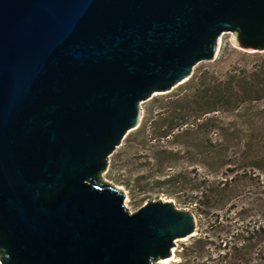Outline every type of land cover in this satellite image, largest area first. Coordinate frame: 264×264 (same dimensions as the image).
<instances>
[{"label": "water", "instance_id": "95a60500", "mask_svg": "<svg viewBox=\"0 0 264 264\" xmlns=\"http://www.w3.org/2000/svg\"><path fill=\"white\" fill-rule=\"evenodd\" d=\"M264 51V0H0V264H157L196 216L102 179L141 103Z\"/></svg>", "mask_w": 264, "mask_h": 264}, {"label": "rangeland", "instance_id": "374dc122", "mask_svg": "<svg viewBox=\"0 0 264 264\" xmlns=\"http://www.w3.org/2000/svg\"><path fill=\"white\" fill-rule=\"evenodd\" d=\"M262 60H264V51H246L234 47L229 40V33L224 32L220 35L215 58L211 61H200L194 66L192 73L197 72V75H204L207 79H222L228 74L251 70ZM187 80L176 85L170 91L154 94L141 103L139 125L126 134L121 144L110 155L109 164L102 173V179L123 190L124 204L129 211L137 210L146 201L157 199H170L177 207L193 209L192 205L184 204L183 201L190 199L195 194L197 185L204 186L209 183L213 187V193L202 206H209L212 211L221 214L230 209L228 212L231 216L230 228L235 225L240 226L242 222L243 224L247 223V221L236 220L233 211L240 206L248 205V203L251 211L246 220L263 219L264 221V210L262 215L255 216L258 212L252 207L255 199L264 200V123L262 122L264 115L260 112L264 106V99L251 101L249 105L241 101L238 104V107L242 106L239 113L244 106L250 109L245 113L243 111L241 116L231 109L217 111L214 115L217 119L215 126L219 124L221 128L218 131L210 125L202 126L199 129L192 127L190 119L172 120L170 126L174 132H179L178 129L183 128L190 130V134L177 138L169 136L164 142L160 141L161 145L168 146L172 150L164 160L163 166L161 165V173L165 175L181 172V180L184 182L161 188L151 184L150 174L160 173L157 167L155 169L152 168L153 166L145 164L149 147L154 144L151 137L153 131H146L144 136L136 135L135 131L144 126V123L148 125L158 116L161 117L159 123H164L165 127L170 119L166 113L167 103L165 102L171 96L186 93L187 86L183 87V85ZM242 99L247 100L241 96ZM249 122L254 124L253 131L257 132V135H263L262 142L259 146L257 144L258 147L256 146L255 149L253 147L255 144L252 142L253 145L250 147L242 146L247 141L244 128ZM258 139L259 137H256L257 141ZM225 177L228 178L227 184H225L227 189L222 190ZM194 213L196 216L194 234L176 238L172 247L173 254L158 259L157 264H176L180 260L183 246L197 232L207 227L209 215ZM163 259L166 261H162Z\"/></svg>", "mask_w": 264, "mask_h": 264}, {"label": "trees", "instance_id": "16d2710c", "mask_svg": "<svg viewBox=\"0 0 264 264\" xmlns=\"http://www.w3.org/2000/svg\"><path fill=\"white\" fill-rule=\"evenodd\" d=\"M184 86H187L186 93L171 96L165 102L167 103L165 107L166 113L170 116L169 122L165 124V127L164 123H159L161 117L158 116L150 121L148 125L144 123V126L139 127L135 131L136 135L140 134L142 136L145 135L146 131H153L151 137L154 144L149 147L145 164L151 165L155 169L157 167L160 173L164 160L172 151L168 146L161 145L160 141L164 142L169 136L177 138L190 134V130L183 128L178 129L179 132H174L170 126V122L177 119L180 121L190 119L192 120V127L199 129L202 126L207 127V125H210L218 131L220 126L219 124L215 126V120L217 119L214 115L217 111L231 109L235 113L238 112L240 116L243 115V111L245 113V111L250 109L244 106L239 113L242 106L238 107V104L241 101L249 105L251 101L264 99V60L251 70H242L239 73L228 74L222 79H207L204 75H197V72H194ZM241 96L247 100H241ZM260 112L264 115V106ZM201 116L203 117L201 118ZM262 122L264 123V120ZM244 130L247 141L242 146L250 147L255 144L253 147L254 149L257 148L262 142L263 135H257V132L253 131L254 124H250V122L245 125ZM256 137H259L258 141ZM259 140L261 141L259 142ZM160 173L155 175L150 174V182L155 187L175 186L176 184H182L181 181L184 182V180H181V172L165 175ZM228 177L230 176L228 175ZM227 181L228 178L225 177L222 190L227 189L225 185ZM211 193H213V187L209 183H206L204 186L197 185L195 194L190 199L183 201L184 204L192 205L196 214L209 216L207 217V227L197 232L183 246L180 260L176 264H264L263 219L246 220L251 211L250 204L248 203V205L240 206L233 211V216L236 220L247 221V223L243 224L242 222V225H235L233 228H230L231 216L228 214L230 209L221 214L220 212L212 211L209 206H202ZM253 202L252 207L259 213L256 212L255 216L262 215L264 200L259 198Z\"/></svg>", "mask_w": 264, "mask_h": 264}, {"label": "bare ground", "instance_id": "6f19581e", "mask_svg": "<svg viewBox=\"0 0 264 264\" xmlns=\"http://www.w3.org/2000/svg\"><path fill=\"white\" fill-rule=\"evenodd\" d=\"M174 250V249H173ZM173 250H172V254H173ZM162 261H166V259H163Z\"/></svg>", "mask_w": 264, "mask_h": 264}]
</instances>
